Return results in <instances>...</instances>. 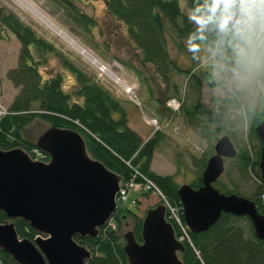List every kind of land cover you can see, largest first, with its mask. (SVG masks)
Listing matches in <instances>:
<instances>
[{"label": "trees", "instance_id": "16d2710c", "mask_svg": "<svg viewBox=\"0 0 264 264\" xmlns=\"http://www.w3.org/2000/svg\"><path fill=\"white\" fill-rule=\"evenodd\" d=\"M60 1L67 6L74 19L84 25L93 23L90 17L76 11L69 0ZM183 1L190 16H205L208 19L204 31H200L189 21L179 0H103L105 11L126 26L129 40L140 53L138 62L152 65L155 73L164 80L170 70L176 69L167 51V36L172 34L173 39L188 35L200 36L214 52L215 63L224 69L237 68L238 45L246 44L249 39L254 41L256 33L264 26V0H220L218 4L215 0ZM239 2H245L246 16L237 26L229 28L226 21L232 17L233 8ZM0 22L10 30L20 45L17 65L6 72L7 79L18 90L7 109L0 114V148L6 150L20 147L30 154L33 153L32 150H36L47 160L48 157L37 150L33 142L22 137L24 127L34 120H41L48 126L76 130L83 136L90 156L121 176L122 183L130 180L135 171L151 179L165 199L177 207L184 222L177 194L178 185L173 177L157 174L150 169L158 132L152 138L143 140L127 125L125 110L118 101L71 64L68 67L79 85L78 95L81 102H69V95L61 88V77L56 74L42 79L37 64L32 59L29 46L47 48V44L12 13L0 12ZM261 58L264 60L263 55ZM189 77L197 79L194 75ZM231 101L235 102V99ZM187 113H201L208 120L212 117L211 111L199 101ZM245 119L248 123L247 130L255 139L257 148L253 158L245 150L236 151L233 158L240 163L243 173L258 166L260 149V142L254 132L260 119L252 123L249 113H246ZM207 158L203 159L199 167L197 179L190 183L193 188L201 185L200 175ZM260 180L261 183L255 186L251 195L243 197L254 202L256 210L264 215V204L260 201L264 181L261 178ZM213 186L222 193H236L222 189L218 180ZM127 216H132V231L140 241L141 218L129 208L118 209L96 237L75 236V240L91 253L85 264H126V256L121 250L123 240L119 227L120 222ZM243 218L247 220L246 227L240 225ZM5 220L7 217L0 211V222ZM13 223L19 237L33 240L37 235L21 219H15ZM173 228L178 238L177 231L174 226ZM187 234L188 240H181L182 264H264V242L254 236L247 217L222 213L206 231H187ZM0 264L16 263L0 250Z\"/></svg>", "mask_w": 264, "mask_h": 264}, {"label": "rangeland", "instance_id": "374dc122", "mask_svg": "<svg viewBox=\"0 0 264 264\" xmlns=\"http://www.w3.org/2000/svg\"><path fill=\"white\" fill-rule=\"evenodd\" d=\"M33 1L131 89H124L14 0H0V12L14 14L47 44V48L29 46L41 78L58 74L69 102H81L79 85L68 67L71 64L118 101L125 110L127 125L143 140L158 132L150 163L152 171L171 175L178 186L190 184L197 179L203 159L213 154L216 140L224 134L228 135L237 152L245 150L254 157L257 143L247 130L245 116L249 113L251 122H257L264 109V60L261 58L264 56V26L258 30L254 41L249 39L246 44L238 45L239 65L233 69H224L215 63L214 52L200 36L176 39L173 34L167 36V51L176 69L170 70L164 80L155 73L152 65L138 62L140 53L129 40L126 26L105 11L103 0H69L76 11L93 20L91 25L74 19L60 0ZM179 4L189 21L204 31L208 19L190 16L184 1L179 0ZM19 47L16 37L0 22V111L7 109L18 90L7 79L6 72L17 65ZM171 97L182 100V109L177 113L167 106ZM197 101L211 111L209 120L201 113H187ZM153 120L157 121V127ZM46 127L48 125L43 121L34 120L24 127L22 137L34 142ZM32 152L28 153L31 159L47 162L43 154L36 150ZM218 183L222 189L250 196L255 186L261 183L260 171L255 167L243 173L235 158L225 159ZM131 195L138 198L131 210L140 218L146 209L159 203L152 193ZM132 225V216H127L120 222L119 234L131 230ZM240 225L246 227L247 220L241 219Z\"/></svg>", "mask_w": 264, "mask_h": 264}, {"label": "water", "instance_id": "95a60500", "mask_svg": "<svg viewBox=\"0 0 264 264\" xmlns=\"http://www.w3.org/2000/svg\"><path fill=\"white\" fill-rule=\"evenodd\" d=\"M245 2L237 3L227 27L237 26L246 16ZM212 85V82H209ZM260 142L258 168L264 181V115L255 125ZM34 146L48 159H31L20 147L0 148V250L16 264H85L90 251L75 240L96 237L116 211L121 176L92 158L83 136L76 130L48 126ZM201 172V185L177 187L182 216L188 230L206 231L222 213L247 217L254 236L264 242V215L254 202L236 193L219 192L213 183L236 149L221 135ZM21 219L37 232L33 240L18 236L13 220ZM126 264H182L183 244L158 203L141 218L140 241L131 230L120 234Z\"/></svg>", "mask_w": 264, "mask_h": 264}, {"label": "built area", "instance_id": "2783aa9c", "mask_svg": "<svg viewBox=\"0 0 264 264\" xmlns=\"http://www.w3.org/2000/svg\"><path fill=\"white\" fill-rule=\"evenodd\" d=\"M181 102L177 98H169L167 100V106L170 110L173 112H178L180 109ZM4 113V111H0V114ZM153 124L155 127H157V121L153 120ZM136 176V177H134ZM146 194V193H152L155 195L158 200L164 205L165 207V217L167 221L173 225L177 231L178 234V240L181 241L183 239L188 240V234H187V226L186 224L181 220L179 215V210L177 207L173 206L171 203L165 199V197L162 195L160 190L154 185V183L144 174H141L137 171H135L133 177L122 183L120 185V189L118 194L116 195V211L118 209L124 210L126 208H131L132 206H135L138 202V198L131 195V194ZM260 200L262 203H264V192L260 195ZM182 215V211H181ZM111 224V223H110ZM113 225V224H111Z\"/></svg>", "mask_w": 264, "mask_h": 264}, {"label": "bare ground", "instance_id": "6f19581e", "mask_svg": "<svg viewBox=\"0 0 264 264\" xmlns=\"http://www.w3.org/2000/svg\"><path fill=\"white\" fill-rule=\"evenodd\" d=\"M16 4L28 11L36 20L44 24L49 28L54 34L59 36L64 40L69 46L76 49L81 55L88 59L91 63L96 65L101 71L107 74L115 82L121 85L124 89L130 88L124 81H122L116 74H114L109 68L103 67L98 59L87 49H85L81 44L78 43L73 37H71L64 29H62L58 24H56L33 0H14ZM131 93V90L129 91Z\"/></svg>", "mask_w": 264, "mask_h": 264}, {"label": "clouds", "instance_id": "9594fccd", "mask_svg": "<svg viewBox=\"0 0 264 264\" xmlns=\"http://www.w3.org/2000/svg\"><path fill=\"white\" fill-rule=\"evenodd\" d=\"M220 2V0H215V3L218 4ZM225 2H227V0H225ZM214 10V9H213Z\"/></svg>", "mask_w": 264, "mask_h": 264}, {"label": "crops", "instance_id": "0c3cea01", "mask_svg": "<svg viewBox=\"0 0 264 264\" xmlns=\"http://www.w3.org/2000/svg\"><path fill=\"white\" fill-rule=\"evenodd\" d=\"M140 136V135H139ZM141 137V136H140ZM141 138H143V137H141Z\"/></svg>", "mask_w": 264, "mask_h": 264}]
</instances>
